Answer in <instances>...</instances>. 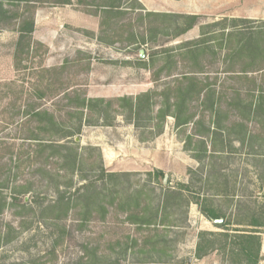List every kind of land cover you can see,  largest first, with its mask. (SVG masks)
Here are the masks:
<instances>
[{"label":"rangeland","instance_id":"obj_1","mask_svg":"<svg viewBox=\"0 0 264 264\" xmlns=\"http://www.w3.org/2000/svg\"><path fill=\"white\" fill-rule=\"evenodd\" d=\"M179 1L192 6L200 0ZM141 2H4L0 198L9 205L0 215V264H247L237 251L232 254L236 247L231 237L249 231L261 239L259 264H264V225L250 226L264 222V117L249 122L252 104L264 92V35L263 52H249V33L262 24L249 20V14L261 9L262 0L237 7L245 18L240 21L199 15L197 26L181 35L187 20L148 17L146 12H155L139 9ZM31 20L33 34L19 48V31ZM183 44L188 47L179 50ZM244 44L247 48L240 51ZM197 46L198 52L189 53ZM166 50L176 62L168 68ZM182 75L199 81L194 98L185 91L190 100L185 116L196 117L189 125L178 127L168 116L162 133L152 137L149 129L138 130L118 111L116 99L148 91L156 93L160 106L167 84ZM84 97L114 101L113 123L97 121L75 137L82 147L97 150H85L83 172L70 175L60 171L50 153L35 154L37 144L29 140L35 124L28 123L27 110H49L65 122H78L80 114L72 107ZM203 101L219 103L216 121ZM210 127L218 132L211 159L210 153H198L202 140L213 150ZM245 135L246 143H238ZM86 182L104 188L107 212L59 215L48 208L62 195L72 198ZM180 190L182 198L176 197ZM168 191L177 193L165 208ZM211 207L219 212L221 225L201 213ZM144 220L164 225H143ZM203 232L208 235L202 245L213 241L215 249L199 258Z\"/></svg>","mask_w":264,"mask_h":264},{"label":"trees","instance_id":"obj_2","mask_svg":"<svg viewBox=\"0 0 264 264\" xmlns=\"http://www.w3.org/2000/svg\"><path fill=\"white\" fill-rule=\"evenodd\" d=\"M5 1H20V0H0V15H4L6 12L3 10L5 5ZM139 9L145 11L143 6L139 3ZM109 7V6H108ZM118 8L119 6H111ZM147 13L148 17H165V18H178V19H185L187 20L186 28L181 30L180 35L184 34L188 30L194 28L197 26V21L199 16H189V15H181V14H162V13ZM235 21H240V19H234ZM35 27V21L31 20L30 22L26 23V26L19 31L20 37H19V43L18 46H22V44L26 41L28 36L33 34ZM179 29V27L177 26ZM249 52L257 56L261 52H263L262 45L260 43L261 36L264 35V22L255 29H251L249 33ZM197 45V44H195ZM194 45V46H195ZM28 48L31 47L30 44L26 45ZM188 47V46H186ZM184 47V44L179 46V50L186 48ZM247 48V44H244L240 47V51ZM200 49L198 46L195 49L188 50L189 53H195L198 52ZM187 51V50H185ZM165 52V58H163L165 66L164 68H168L170 63L172 62L173 65H176V62L173 60L175 57H173L171 54L167 53L168 50ZM155 58L153 56V59L151 61L152 65H155ZM146 63V62H143ZM146 65V64H144ZM158 75V74H157ZM172 75H169L168 77H171ZM174 83H168L167 87L168 89L161 93V102L160 106H158L157 102V95L156 93L152 91H148L145 93H141L138 96H127V97H121L119 99H116V103L119 106V112L122 116L127 117V119L138 129H149L151 131L152 137H156L162 133L163 130V123L166 120L168 116H172L178 127L187 126L190 123L193 122V120L196 118L194 115L191 116H185V112L188 110V106L190 107L189 103L190 100L185 95V91L188 88L189 94L193 95V98L196 96L193 94V91L197 88V85L199 86V81L195 78H190V76L182 75V77L174 78ZM200 90L198 93H200ZM175 94V96H174ZM68 98H72L73 96H70L69 94L66 96ZM201 97V96H199ZM206 98V97H205ZM79 102L78 105L71 106L72 110L75 109L74 112H77L80 114V120L78 122H73L70 119H68V122H65L62 117H57L54 112H51L49 110H38V109H32L27 110V117H28V123H34L35 126L33 128V131L31 133V136L29 137V140H33L36 142V150L35 154L37 156H41L47 153L48 157L55 158L58 162L59 168L61 172L75 175L80 174L83 172L84 165L86 164V160L84 158V151L86 150H97L96 147H89L84 148L79 143L76 142L75 137L80 135L84 129L85 126H88L92 123H100L102 121L104 125H112L113 118L111 117V107L113 106L112 100H104V99H92L84 97L82 99H77ZM208 105L206 111H209L211 113V118L214 119L213 121H216L217 115L219 113V103H216L215 101H203V105ZM72 114V112L69 114V116ZM87 115V118L83 120V117ZM72 117V115H71ZM205 116H203V119ZM96 119V122H94ZM199 120L196 122L197 124L202 123V120ZM158 122L157 124H154L155 122ZM216 126V123H215ZM217 128H220L219 126ZM156 131V132H155ZM207 134L209 137H211V143L212 148L214 146L213 141L215 136L218 134L216 127H210L208 128ZM246 135L239 139L241 144L245 143ZM199 146H201L203 149L199 150L198 153H210L211 158L215 156L217 150L216 148H213V150L209 151V148L207 145H205V142L202 140L199 142ZM224 146V143H223ZM100 156H102L100 154ZM197 159H201L200 156H197ZM92 167L96 168V165H91ZM102 170V169H101ZM103 173L105 174V171L103 170ZM160 175H163L161 171L157 172ZM108 174V173H107ZM111 179H116L118 176L116 174H108ZM86 177V176H82ZM81 177V178H82ZM87 179V178H83ZM88 181V180H87ZM211 179H208L207 182H210ZM72 183V182H71ZM181 188L184 190H188L189 188L181 185ZM184 190H180L179 193L177 192H171L168 191L165 198V208H167L168 200L172 197V195L176 194L178 198H182L184 195ZM60 193L62 191L60 190ZM104 188L100 189L98 188V185L93 182H86L83 184L79 189L76 190V193L73 194L72 198L65 199V197L62 195L52 206H49V209L54 210L55 212H58L59 215H65L69 213L70 211L77 210L79 213H83V215L90 216L93 212L101 211V213L107 212L106 205L104 203ZM115 193H118L116 191ZM199 202H197L198 204ZM8 202L5 198H0V215L3 213V210L8 207ZM159 208L156 210V214L158 215ZM201 213L209 220H218L220 219V214L216 210V208H201ZM161 221L160 223H157V221L153 220H144L140 222L143 225H164V222ZM162 223V224H161ZM264 222L263 221H254L250 224V226L253 227H263ZM248 234L232 236L233 239L232 242H234V246L236 247V250L232 251V254H235L237 251L238 255H243L246 259L247 264H259L260 263V251H261V239L258 235H256L257 232L255 231H249ZM208 235V233H201L199 238L200 242L197 249V256L199 258H202L205 256L208 251L214 250L215 245L213 241H210L205 247L202 245V242L204 241L205 236ZM211 236H221L225 238H229V234H209Z\"/></svg>","mask_w":264,"mask_h":264},{"label":"crops","instance_id":"obj_3","mask_svg":"<svg viewBox=\"0 0 264 264\" xmlns=\"http://www.w3.org/2000/svg\"><path fill=\"white\" fill-rule=\"evenodd\" d=\"M246 1L200 0L197 3L193 1L192 6H187V4L186 6H183L182 4H180L181 1L179 0H142L141 3L147 11L155 13L181 14L189 16H222L231 19H245L243 18L244 14H238L239 12L236 10L237 7H239L240 5L244 7ZM163 2L166 3L167 6H165ZM164 8L166 9L162 10ZM249 20L264 22V0H262L261 9H259V11H254L249 14ZM250 115L252 116V118L249 119L250 123L253 122L258 116L264 117V92L260 93L258 97V102L256 104H252ZM238 143L241 144L240 141Z\"/></svg>","mask_w":264,"mask_h":264},{"label":"water","instance_id":"obj_4","mask_svg":"<svg viewBox=\"0 0 264 264\" xmlns=\"http://www.w3.org/2000/svg\"><path fill=\"white\" fill-rule=\"evenodd\" d=\"M213 222L215 224L221 225L223 223V220L222 219H220V220H214Z\"/></svg>","mask_w":264,"mask_h":264}]
</instances>
